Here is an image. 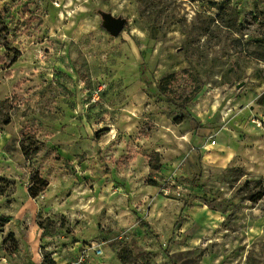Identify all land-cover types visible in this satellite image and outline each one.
<instances>
[{
	"label": "rangeland",
	"instance_id": "rangeland-1",
	"mask_svg": "<svg viewBox=\"0 0 264 264\" xmlns=\"http://www.w3.org/2000/svg\"><path fill=\"white\" fill-rule=\"evenodd\" d=\"M0 264H264V0H0Z\"/></svg>",
	"mask_w": 264,
	"mask_h": 264
},
{
	"label": "water",
	"instance_id": "water-1",
	"mask_svg": "<svg viewBox=\"0 0 264 264\" xmlns=\"http://www.w3.org/2000/svg\"><path fill=\"white\" fill-rule=\"evenodd\" d=\"M104 28L112 37H118L124 29V20L114 18L110 14L103 15Z\"/></svg>",
	"mask_w": 264,
	"mask_h": 264
},
{
	"label": "trees",
	"instance_id": "trees-1",
	"mask_svg": "<svg viewBox=\"0 0 264 264\" xmlns=\"http://www.w3.org/2000/svg\"><path fill=\"white\" fill-rule=\"evenodd\" d=\"M16 56L11 60L10 64H9V67H11L12 65H14L16 63ZM152 169H156L155 166H151ZM39 186L37 189H36V186ZM47 186V183L40 179V178H37L35 179V182H33V184H31V186L28 188V192L30 194V196L32 198L36 197L38 195L39 192H41L44 188H46ZM35 187V189H34ZM140 223V222H139ZM142 226L146 227V229H149V226L145 223L141 224ZM38 227L40 229H44V225L42 223H38ZM12 243L15 245V242L12 240Z\"/></svg>",
	"mask_w": 264,
	"mask_h": 264
},
{
	"label": "built area",
	"instance_id": "built-area-1",
	"mask_svg": "<svg viewBox=\"0 0 264 264\" xmlns=\"http://www.w3.org/2000/svg\"><path fill=\"white\" fill-rule=\"evenodd\" d=\"M211 144L214 145L215 142L213 141ZM97 255H100V251L97 252Z\"/></svg>",
	"mask_w": 264,
	"mask_h": 264
}]
</instances>
